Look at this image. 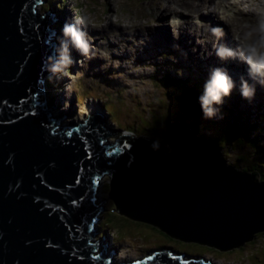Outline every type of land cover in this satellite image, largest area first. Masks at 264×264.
<instances>
[{
    "label": "water",
    "instance_id": "water-1",
    "mask_svg": "<svg viewBox=\"0 0 264 264\" xmlns=\"http://www.w3.org/2000/svg\"><path fill=\"white\" fill-rule=\"evenodd\" d=\"M53 17L49 0H0V264H213L171 247L116 260L93 239L107 174L115 212L173 239L228 253L264 233V185L180 124L163 134L173 154L139 140L106 152L103 124L53 117L40 97Z\"/></svg>",
    "mask_w": 264,
    "mask_h": 264
},
{
    "label": "rangeland",
    "instance_id": "rangeland-1",
    "mask_svg": "<svg viewBox=\"0 0 264 264\" xmlns=\"http://www.w3.org/2000/svg\"><path fill=\"white\" fill-rule=\"evenodd\" d=\"M61 1L62 0H49L50 14L53 12L52 15L55 16V18L56 16L61 17V15H64L66 17L65 21L87 16L91 23L84 30L88 32L91 38L93 50L89 57H83L75 50L72 51L78 55L72 56L76 59H73L74 63L67 72L62 74L58 79L49 80L48 78L41 86L44 87L43 93L40 96L42 103L43 99H45L46 108L49 107L53 117H55L56 120L60 119L62 122L61 125L65 126H69L71 120H75L74 124H79L91 115L95 113L97 115L99 112L105 122V125H103L104 130L106 132L110 131L113 134L106 137L104 144L113 143L116 138V140L119 139L117 144L120 145L121 137H123L121 140L126 141L125 139H127L128 143L136 140H140V142L142 140L146 141L148 137L156 142L157 146L162 143L166 144L164 149L166 153L168 149L170 152V146L163 138V134L169 128V126H167L165 130L163 129V124L168 120L166 117L163 116L165 121L160 122L159 131L150 132L146 130V127H150L149 125L152 122L149 115L150 111H154L158 116L163 114L165 108L163 107V98L165 104L170 106L177 95V93L173 95L174 93L167 92L169 90L163 83V79L165 78L164 75L168 73L170 77L187 80L186 84H188H185V86L190 87L194 83V86L191 88L197 98L202 92L203 87L201 86L206 80L209 72V68L205 66L202 58L200 62L199 60H186V58H190L193 54L192 51L196 48V44L201 48L202 43L199 42V37H191L189 40L186 38L187 34L179 30L177 38L174 25L177 23L176 20L178 21L180 19L183 26L187 24L186 21L189 16L184 14L185 11H181L186 10V7L180 8L173 3L174 0L163 1L164 5H167L166 9L164 5H154L157 1L161 0H66V2L62 4V7L59 8L58 5L61 4ZM240 8L246 9V4H241ZM230 12L232 13L233 11L231 10ZM196 16L198 17V15L193 17L190 16V19L194 21L195 19L203 20L207 18H196ZM142 17H144L142 21L146 23V28H138L144 33H142L143 36L137 38L138 43L135 46L139 50L138 53H133L131 57H129L130 54H123L122 50L126 47L123 49L118 47L119 51L117 52V49L112 46L111 43L115 46L118 45L107 38V36L104 37L103 35L105 34L97 28V26L102 28L105 25V30H109L111 28L110 26L119 29L133 22H125L126 19H133L135 21ZM170 18L172 27L169 26ZM109 19L111 21H109ZM119 19L120 21H118ZM185 19L186 21L184 22ZM138 22H140V20ZM207 24L209 23L207 22ZM60 27H62L60 19L57 23L55 21L53 23L51 22L52 30H60ZM95 29L96 31H94ZM122 29H127V26ZM151 30L153 32H149ZM54 31L52 32L54 33ZM155 35L158 37L159 41L154 37ZM56 36L55 40L57 42H55V46L58 45L57 38L60 37L59 33ZM225 39H227L226 43L229 46L232 45L233 48L237 46L235 41L234 44L236 46H233V42L229 41L228 35ZM124 42L128 47V42ZM177 45L178 47H176ZM212 45L209 52L211 54ZM119 46L122 47L123 45L119 43ZM131 48L134 50V46ZM117 53H119V55ZM124 56L129 58H125ZM217 61L220 62L218 65H221V63L224 67L227 65V69L233 78L237 77L238 79L241 75L240 69L242 63L235 61L224 63L219 59ZM237 69H239V71ZM200 78H202L201 80L203 83L199 81ZM238 88L239 86H237V90L232 92L230 97L225 98V103L221 111L223 114L226 109H229L230 113L226 111V117L219 119L221 122L225 120L224 118H229L227 120L229 125L227 127H220L219 130H222L223 133L225 132L228 138L231 137L232 141L238 138H240L239 140L242 139L244 145H238L236 141L235 143L227 144L225 148L220 147L218 151L227 166L249 177L250 175L245 172L246 170L243 171V169L248 162L252 163L256 158L252 157L254 153L252 149L248 147L247 143L252 141L255 137L260 136L258 143L264 146V129H261V126L264 127V104H262L260 99L264 91L256 93L255 99L251 101V103L248 101V110L244 109L247 102V100L244 99L239 100V109H236L233 106V101L237 99L239 95ZM54 105L58 107L59 111L52 110ZM87 105H89V107L91 106V111H89V113L84 111ZM104 106L107 108L109 114L103 110ZM191 107L192 105L188 106L190 110H193ZM175 110L178 112L180 111L177 107ZM198 112L201 116L200 119L202 124H212L216 122H203L204 120L210 121L215 118L205 119L201 109L197 111V114ZM78 116L80 118H78ZM65 118L66 120H64ZM77 119L81 121H77ZM97 122L99 124L98 120ZM169 123L168 125L173 123L179 124L177 120L170 121ZM61 125L59 124V126ZM210 128H212V126L200 128L198 135L202 136L201 134H204L205 136L202 137L207 141L208 136H214ZM231 129H236V131ZM216 131L217 130H215V132ZM227 131L230 136L226 133ZM159 133L161 134L159 135ZM112 137H114V139ZM240 157L247 158L245 161L239 162L236 167L232 166V160L234 161L235 158L238 159ZM249 164L247 166H249ZM260 171L264 173V169ZM253 173V176L249 177L250 179L259 176L256 175L258 174L256 171ZM255 181L257 182L258 180L255 179ZM109 185L110 176L107 174L101 178L100 188L96 192V202L104 203L102 205V211L97 215L98 222L96 223V227L98 228V233L93 239L104 240L103 238L106 236V242H109L111 247L117 250L115 255L116 260L120 262L122 260L131 261L150 254L152 250L161 249V247H171L175 252H182L191 256H203L213 264H264L263 233L258 236L256 235L257 237L255 236L256 238H254L255 241L247 244L242 249H235L228 253L209 249L206 248V246L195 243H185L181 241L182 243L179 244L166 235H161L159 233L160 230L157 228L132 221L115 212V205L109 195Z\"/></svg>",
    "mask_w": 264,
    "mask_h": 264
},
{
    "label": "clouds",
    "instance_id": "clouds-1",
    "mask_svg": "<svg viewBox=\"0 0 264 264\" xmlns=\"http://www.w3.org/2000/svg\"><path fill=\"white\" fill-rule=\"evenodd\" d=\"M227 2L233 4L239 3V0ZM246 7L253 14V20L239 25L233 36L237 45L235 48L224 42L225 33L222 27L204 22H200V26L214 38L212 54L221 62L235 61L246 66L245 73L238 77V91L244 100L251 102L255 99L257 86L264 88V0H246ZM90 23L87 16L65 21L61 28V36L57 38L58 45L53 47L54 54L48 56L45 61L44 70L49 73V80L58 79L73 65V50L83 57L90 56L93 44L88 32L84 30ZM169 26L172 27L171 18ZM182 26V22L178 20L175 25L177 38L179 28ZM234 90H237V81L226 67L222 65L210 67L202 92L197 97L203 117L222 119L221 109L225 98L230 97ZM150 147L157 150L156 142Z\"/></svg>",
    "mask_w": 264,
    "mask_h": 264
},
{
    "label": "bare ground",
    "instance_id": "bare-ground-1",
    "mask_svg": "<svg viewBox=\"0 0 264 264\" xmlns=\"http://www.w3.org/2000/svg\"><path fill=\"white\" fill-rule=\"evenodd\" d=\"M163 1H165V0L157 1L154 5H164V2ZM173 3H175L176 5H178L180 8L181 7H186V10H181V11L182 12L185 11L184 14L187 15V16H189V18H188L187 21H186V19L184 20V22L186 21L187 24L185 26L180 27L179 30L180 31H184L187 34L186 35V38H188L189 40L191 39V37L198 36L199 37V42L202 43L201 48H200V46L198 44H196V48H194L193 51H192L193 54L192 55L190 54L191 57L190 58H186V60H191V61L192 60H199V62H200L201 61V58H202V60H204L205 66L208 67L209 69L212 66H219L218 64L220 62L217 61L218 58L214 54L209 53L210 50H211V45L214 43V38L211 37L210 34H208L205 31L204 28H201L200 22H204L205 24H207V22H208L209 24H211L213 26H216V24H217V26L222 27L223 30H224V33H225V35H224L225 38L228 35L229 36V41L233 42L232 43L233 46H236L234 44L233 36L237 32L239 25L242 24L245 21H252L253 20V14L251 12H249L248 10H246L247 8L246 9L240 8V5L241 4H246V0H240L239 3H233V4H228L227 0H174ZM164 6H165V9H166L167 8V5H164ZM231 10L233 11L232 13L230 12ZM52 13H51V15H52ZM195 15H198V17L196 16V18H201V17H207V18H204L203 20H201V19H195L194 21H193V19H190V16L193 17ZM143 18L144 17H142L141 19H139L140 22H138L139 20H135L134 21L133 19H131V20L130 19H126L125 22H127V21H133V22L132 23H129L127 25H124V26L121 25L122 27L119 28V29H116L117 27L116 28L115 27L113 28L112 26H110L111 28L109 30H105V28H104L105 25L102 28H100V26H97V28H98L99 31H102L103 34H105V35H103L104 37L107 36V38L111 39L112 42H114L115 44L118 45V46H115V45H113L111 43V45L114 46L117 49V52L119 51L118 50V47L119 48H122V49L126 47L125 49L122 50L123 51V54H125V55L130 54L129 57H131V55L133 53H138V51H139L138 48L135 45L138 43V39L137 38H139L140 36H143L142 33H144V32H141V30L138 29V28L139 27L146 28L145 27L146 23H144L142 21ZM53 19H54V21L56 23L60 19L61 20V25L63 26V24L65 23L64 21H65L66 17L64 15H61V17L60 16H56V18H55V16H54ZM62 20H63V22H62ZM109 21H111V20L109 19ZM118 21H120V19ZM179 21H181V19ZM222 21H223V24H222ZM176 22H177V20H176ZM218 23H219V25H218ZM125 26H127V29H122ZM174 27H175V25H174ZM61 28L62 27H60V30L57 29L58 31L55 30L54 33L52 32L53 33L54 40L57 37L56 35H58V33H59V36H61ZM190 29H192L193 31L190 30ZM89 30H91V29H89ZM94 31H96V29ZM149 32H153V31L151 30ZM154 37L159 41V39H158V37L156 35ZM225 38H224V42H226V40H227ZM124 41L128 42V47L126 46V43ZM54 42H57V41L55 40ZM119 43L122 44L123 46L122 47L119 46ZM144 44H146V43H144ZM132 46H134V50L131 48ZM230 46L232 47V45H230ZM117 54L119 55V53H117ZM74 55L76 56L78 54H76L75 52H72V56H74ZM124 57L125 58H129V57H126V56H124ZM192 57H194V58H192ZM73 59L75 60L76 58H73ZM221 65L224 66L222 63H221ZM242 66H244V65H241V69H242V70L240 69V73L241 74L244 73V70H246V66L244 68ZM225 67L227 68V65H225ZM237 70L239 71V69H237ZM201 79L202 78H200L199 81H202ZM234 79H236L237 86H239V79H237V77L234 78ZM202 83H203V81H202ZM197 86H199V85L197 84ZM259 91H264V88H260L259 86H257L256 93H258ZM240 99H243V98L239 94L237 96V99H234V101H233V106L236 109H239L238 103H239V100ZM260 99L262 101V104H264V94L260 97ZM247 103H249V102L248 101L246 102V107L244 108L245 110H248ZM84 109H85L84 111H86V113H89V111H91V106L89 107V105H87ZM52 110H55L56 111V110H58V107L56 105H54V107H53ZM226 111L228 113H230V110L229 109H226ZM226 111L223 113V117H226L225 116L226 113H227ZM49 112H51V111H49ZM236 112H237V110H236ZM62 113H63V111H62ZM84 114H83V116H84ZM67 117H68V114H67ZM195 117H196V120L197 121L201 122V119H200L201 116L199 115V112H198V114L196 113ZM78 118H80V117L78 116ZM88 118L85 119L84 121H82L79 124H74V121L75 120L74 121L71 120L70 121L71 124H69V125L70 126H78V125L84 124V123H86V121L88 120ZM90 118H91L92 123H96L97 120H98L99 123L105 125L104 119H102V115L99 114V112H98L97 115H96V113L94 115H91ZM224 119L225 120H222L221 122H220V119L219 118H215L214 120H210V121L209 120H204L203 122L206 123V122L216 121L218 124L227 127L229 125V123L227 122V120L229 118H224ZM64 120H66V118ZM77 121H81V120H78L77 119ZM76 123H78V122H76ZM98 133H101V132H98ZM106 133H110L111 134L110 131L109 132H106ZM245 135H246V133H245ZM121 139H123V137H121ZM121 139H120V142L122 143V145H126V143H128V140L125 139V137H124V139L126 141L121 140ZM141 142H145L146 144H148L150 146L151 144H153L154 141L148 142L147 140L146 141H143L142 140ZM165 145L166 144H163L162 143L161 145L157 146V149H159V151L162 152V153H163L162 150H164L165 151L164 154H173L172 150L169 152V149H168V151L166 153V150L164 148H160L162 146L165 147ZM109 189H110V185H109ZM110 194H113L112 193V189H110L109 195ZM113 249H115V248H113ZM115 251L117 252L116 249H115Z\"/></svg>",
    "mask_w": 264,
    "mask_h": 264
},
{
    "label": "trees",
    "instance_id": "trees-1",
    "mask_svg": "<svg viewBox=\"0 0 264 264\" xmlns=\"http://www.w3.org/2000/svg\"><path fill=\"white\" fill-rule=\"evenodd\" d=\"M64 2H66V0H62L61 1V4L58 5L59 8L62 7V4H64ZM164 77L165 78L163 79V83L166 85L165 87H167V89L169 90L167 92L168 93L169 92L174 93L173 95H176L175 93H177V95L174 98V101H172V103H171L170 106H168L167 104H165V100L163 98V100H162L164 102V106L163 107H165V108L163 110V114L159 115L161 117H159L158 115H156V113L154 111H150L149 115H150V120H152V122L149 125L150 127H146V130H149L150 132L159 131L160 122L165 121L164 117H166L168 120L165 122V124H163V129L164 130H165V128L167 126H169L168 123L170 121L177 120L178 123L180 125H182L184 129L190 131L193 135H195L201 141L207 142L205 144L211 145V147H213L215 149H219L220 147L221 148H225V147H227V144H229V143H235L236 141L238 142V145H241V146L244 145V141L242 139L239 140L240 138H238L237 140L235 139L234 141H232L231 137L228 138V136H226L225 132L223 133L222 130L220 131L219 128L220 127H223L222 125L217 124L216 122L215 123H212V124L211 123L210 124H202L201 122H199V121L196 120L195 115H196L197 111H200V105L197 102V98H196V96L193 93L192 88H191V87L194 86V83L192 84V86L189 87V86H185L186 81H187L185 79H177L176 77H170L168 75V73H166L164 75ZM195 84L197 85V83H195ZM201 87H203V85ZM162 105H163V103H162ZM190 105H192L191 108H193V110H190L188 108V106H190ZM176 107L178 109H180L179 112L175 110ZM104 110H105V112L107 114H109V112L107 111V109H106L105 106H104ZM194 110H196V111H194ZM181 111H182V113H181ZM190 112H191V114H190ZM204 126H206V127L207 126H212V128H210V129L212 130V133L214 135V136H212V135L211 136H208L207 141L202 137V136H205L204 134H201L202 136H199L198 135V133L200 132V128H204ZM261 129H264V127L261 126ZM215 130H217L216 131L217 133L215 132ZM231 130H235V129H231ZM226 133L230 136V134L228 133V131ZM160 134L161 133H159V135ZM143 138H145V137H143ZM259 138H260V136L255 137L252 141H250V142L247 143L248 144V147L251 148L252 151H253V153H254L252 155V157H254L256 159L252 163L251 162H248V164L250 163L249 166H247L248 164H246L245 165V168L243 169V171L246 170L245 171L246 173H248V171H250L248 173L250 175L249 177H252L253 174H254L253 172L256 171V173H258L256 175H259V176H256V178H254L252 180L255 181V179H257L258 180L257 181L258 183L264 184V173H261V171H260L261 169H264V146L263 145H260L258 143ZM147 141L148 142H152L153 140L151 138H148L147 137ZM116 142H117V140H116ZM160 148H164V147L162 146ZM162 151H163V153H165L164 150H162ZM187 156H188V154H187ZM192 156H193V159H196L199 162V160H198L199 155L197 153H195L194 150H193L191 152L190 156H189L190 163H191ZM246 158L247 157H240L238 159L235 158L234 161L232 160V166L236 167V165L239 162L245 161ZM188 163L189 162L186 161V165H188ZM213 169H216V168L214 167ZM159 233L161 235L162 234L163 235H166V234H164L161 231H159ZM258 235H261V234H258ZM263 235H264V233H263ZM166 236L169 237L168 235H166ZM169 238H171V237H169ZM171 239H173V238H171ZM173 240H175L179 244L182 243L181 241L179 242V240L178 241L176 239H173ZM252 241L254 242L255 239L252 240ZM206 248L216 250L214 248H210V247H207V246H206Z\"/></svg>",
    "mask_w": 264,
    "mask_h": 264
}]
</instances>
